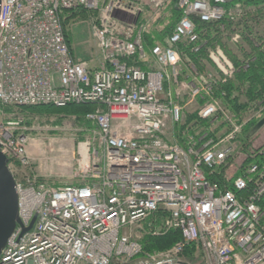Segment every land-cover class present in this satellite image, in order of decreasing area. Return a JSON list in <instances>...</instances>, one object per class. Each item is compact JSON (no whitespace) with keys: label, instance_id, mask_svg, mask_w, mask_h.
I'll list each match as a JSON object with an SVG mask.
<instances>
[{"label":"built area","instance_id":"built-area-1","mask_svg":"<svg viewBox=\"0 0 264 264\" xmlns=\"http://www.w3.org/2000/svg\"><path fill=\"white\" fill-rule=\"evenodd\" d=\"M77 7L101 10L99 0H0V119L6 107L98 105L85 117L96 130L83 144L89 157L79 162L80 185L56 189L33 174L18 184L22 226L2 262L194 264L185 251L195 244L196 264H264V210L258 206L264 198V148L248 154L242 139L245 126L264 108L239 121L217 95L238 68L216 50L215 71L199 72L188 64L181 79L178 45L187 40L199 51L191 22L185 19L165 44L148 49L147 26L133 23L138 10L115 1L94 20L103 61L93 67L75 58L66 38L61 10ZM178 7L203 22L224 12L203 0H183ZM148 57L156 68L143 70L139 64ZM182 95L187 103L179 101ZM193 104L206 126L195 134L178 131L185 108ZM4 124L5 153L11 159L27 156L28 138L15 131L20 123ZM237 155L243 164L257 157L263 164L227 172L223 186L230 188L208 178ZM35 216L33 229L18 241ZM148 219H153L148 232L179 230L183 241L163 253L142 254L135 227L143 230Z\"/></svg>","mask_w":264,"mask_h":264},{"label":"rangeland","instance_id":"rangeland-1","mask_svg":"<svg viewBox=\"0 0 264 264\" xmlns=\"http://www.w3.org/2000/svg\"><path fill=\"white\" fill-rule=\"evenodd\" d=\"M100 1V11L95 12L84 10L85 14L82 15L84 18L79 15L75 16L68 22L66 26L67 31L70 33L72 45L71 48L73 50L75 58L82 61H87L91 64V66L94 65L95 67H100L103 60L101 50L98 47V43L92 31L93 23L94 20L102 17L103 7L114 2L115 0ZM126 1L127 5L134 6L138 10V16L134 19L133 23L137 19L136 23L139 22L145 24L147 26V32L145 36L153 35L155 39H158L159 41H162L163 44H165V41L171 35L170 32H172L178 19V15L175 12L178 5V0L176 2L175 0ZM260 11L264 13V5L260 7H248L245 10L243 9L242 12L238 8H236V12H234L235 14L233 15H236L237 20H239L242 15L247 18L248 14L250 16H256L259 15ZM116 19H120V17L117 16ZM255 22L256 21H250L248 22V24L254 28L256 26ZM261 22L262 23H260V25L264 27V18L263 20H261ZM224 29L225 27L222 26L223 31ZM236 29L239 32H235L233 34V36L231 37V42H229L228 40V33H225L224 37H222V39L224 40L225 36L227 35V39L223 41V43L227 44V46H234L233 44L237 45L238 43H240L238 46L243 43L245 47H247L250 43L256 46L259 44H264V31H259L257 29L254 32L257 35L256 38L253 33L249 34L248 39L250 43H248L244 40V37L246 36L241 31L242 29H239V27H236ZM205 42L206 40L201 39L200 46H204L206 44ZM252 44H250V46H252ZM216 50L219 49L212 50L208 56L209 63L213 67H215V70L219 65L215 62L214 57L212 60L211 53L215 52ZM187 62H189V59H185L184 57H182V62L179 66V76L181 79H184L187 76V70H185L188 66ZM205 67L208 68L207 66ZM179 101L182 103H187V96L182 95L179 98ZM3 109L6 115L5 118L12 115V118L20 123L19 127L17 126L15 131L18 132L19 135L24 134L28 137L26 146L28 151L29 165L25 166V172L27 174H39L47 178L50 177L49 179L54 178L61 180L66 184H73L78 182V180L76 179V175L78 174L79 169L78 160L81 159V151L84 150L83 144L87 141L88 138L93 135V131L91 129L81 125L76 115L71 116L60 114L52 116H40L37 114H31L30 112L21 111L20 108L13 107ZM185 111L194 114L195 112H197L196 105L193 104L187 106L185 108ZM243 115L245 116V119L251 117L250 113H245ZM29 121L31 122V125L27 124V122ZM0 122H5V120L0 119ZM258 134L259 135H255L253 137V143L255 145L258 144L259 146V144H263L262 141H264V129L260 130ZM33 151L36 152H34V155L31 154V152ZM237 165L241 166L242 160L240 161V164ZM38 166H40V169L38 168ZM42 176H37V178L49 182L45 177Z\"/></svg>","mask_w":264,"mask_h":264},{"label":"trees","instance_id":"trees-1","mask_svg":"<svg viewBox=\"0 0 264 264\" xmlns=\"http://www.w3.org/2000/svg\"><path fill=\"white\" fill-rule=\"evenodd\" d=\"M177 0H175L176 2ZM212 4H217L225 9L234 8L236 4H239L242 6V8L245 10L248 7H260L264 5V0H235L230 3H226L223 0L216 2V0H207ZM242 9V10H243ZM175 12L178 15V19L176 23L178 22L179 18L181 17V12L178 10ZM85 14V11L80 10L77 12H70L65 11L63 13V23L66 28L68 22L74 18L75 16H81ZM264 18V13L262 11L259 12V15L256 16H250L247 15V18L242 15V17L237 20L235 18L232 20V18H226L222 22H202L200 19L194 17V22L196 25L197 33L199 36V39L206 40V44L200 48V50L197 52H193V44H189L187 41H182L179 45V51L181 53V56L185 59H189V62L187 64H194L197 70L200 72H204L206 70L209 71H215V67H213L208 60V56L212 50L219 49L222 50L225 55L234 63L236 68L238 70L242 66L244 62L243 59H254L253 62L250 64V68L247 71H237L235 74L234 80L227 81L226 83H221L219 86V90L217 92V95L219 98H221L223 107L225 110L233 114L239 121L245 120V116L243 114H253L256 112H259L264 108V44L259 45H253L249 41V34H254L255 38L257 35L254 33L257 29L260 31H264V27L260 25L261 20ZM256 21V26L253 28L251 27L248 22ZM222 26L225 27L224 31L222 30ZM236 27H239V29H242L241 31L246 36L244 37V40L250 44H248L247 47L243 45V43L238 46L233 44L234 46H227V44H224L222 37H224L225 33H228V40L231 42V37L236 32L239 31L236 29ZM173 31V30H172ZM172 33V32H170ZM258 34V32H257ZM66 38L71 46V39H70V33L67 31L66 28ZM263 39V38H261ZM258 40V39H256ZM227 41V40H226ZM243 41V40H242ZM145 42L149 47H153L159 44L161 41L158 39H155L153 35H146ZM196 45H199L197 43ZM241 54V55H240ZM243 60V61H242ZM184 65V64H183ZM207 66L208 68H206ZM141 68L143 70H147V66L144 67L141 65ZM206 68V69H205ZM186 70V69H185ZM184 70V71H185ZM225 92L226 96L222 97L221 94ZM21 111L24 112H30L31 114H37L40 116H52V115H76L80 121V124L83 126H86L87 128L91 127V123L87 122L86 115L88 113L93 112L96 109L95 104H71L64 108H56L53 105H40V106H26V107H19ZM249 112V113H248ZM261 118H264V111H262L261 115L259 117H256L254 120L250 121L245 126V132L243 135V145L244 150L250 154V152H258L259 150L264 148V144L261 146H258L254 148L252 146L253 139H247V135L250 133V131L255 127V125L260 121ZM27 124L31 125V122H27ZM206 125V123L201 120L198 116V113L195 112L194 114H191V112L184 111V119H183V125L178 129V131L182 130H188L190 134H195L196 132H199L202 127ZM185 128V129H183ZM191 131V132H190ZM243 147V146H242ZM250 162H256L260 165L263 164V159L257 157L253 160L247 159L244 162V166L249 164ZM232 167V162H229L227 165L223 166L222 168L216 170L212 175H208V178L211 181L219 182L221 185L228 183L227 178V170ZM241 168V167H240ZM242 170V169H241ZM240 170V171H241ZM241 173L238 171L236 176H239ZM259 208L261 210H264V198L259 202L258 204ZM161 218V215L160 217ZM150 222H153V219L149 220L147 223L144 224V229H148V225ZM182 240V233L179 230H173L168 232L167 234L163 236H152L150 234H146L144 236V239L141 241L145 254L159 252V251H165L170 248H172L177 242ZM196 251L197 247L195 244H191L186 248L185 256L189 259V261H192L194 264L195 258H196Z\"/></svg>","mask_w":264,"mask_h":264},{"label":"bare ground","instance_id":"bare-ground-1","mask_svg":"<svg viewBox=\"0 0 264 264\" xmlns=\"http://www.w3.org/2000/svg\"><path fill=\"white\" fill-rule=\"evenodd\" d=\"M183 0H178V4H180L181 2H182ZM194 1H196V0H188V2H189V4H193L194 3ZM219 1H222V0H216V2H219ZM224 1V0H223ZM233 1H235V0H232V1H230V2H233ZM126 0H115V3L116 4H118V6L119 7H123V5H125L126 4ZM203 2H204V4H205V6H207L209 9H221V10H224V12H223V15H222V17L220 18V19H218V20H214V21H212V22H222L224 19H226V18H231L232 16H233V14H235L234 12H236V8H238L241 12H242V6L241 5H239V4H236L235 5V7L234 8H230V9H225L224 7H222V6H220V5H217V4H212V3H210L209 1H207V0H203ZM225 2V1H224ZM230 2H226V3H230ZM109 5V4H108ZM107 5V6H108ZM106 6H104L103 8H105ZM99 8H101V1L99 0ZM80 10H82L83 11V8H81V7H77V8H62V10H61V15L63 16V13L65 12V11H70V12H77V11H80ZM176 10H178L179 12H181V17L179 18V20H178V22L176 23V25L174 26V28H173V30L177 27V25H180V23L182 22V21H184L185 19H187L188 21H190L191 22V25L192 26H194V33L195 34H197L198 35V33H197V29H196V25H195V22H194V17H196V18H198V19H200L198 16H193V15H188V14H186L185 13V11L183 10V9H181L180 7H178V5H177V7H176ZM203 22V21H202ZM207 23H209V22H207ZM146 36L144 35V38H145ZM200 42H201V39H199L198 40V43H199V47L201 48V47H203V45H201L200 46ZM160 43H162V41L160 42ZM162 45V44H161ZM241 55V54H240ZM244 60V62H245V64H247V68H245L244 67V63L242 64V66L240 67V69L238 70V72L239 71H247V70H249V68H250V63L251 62H253V60L254 59H251V58H248V59H243ZM242 60V61H243ZM181 62H182V58H181ZM181 62H180V64H181ZM192 66L194 67L195 65L194 64H192ZM235 77V75L234 76H228L227 77V80L226 81H224V82H222L223 84L224 83H226L227 81H231V80H234L233 78ZM75 104V103H74ZM90 104V103H89ZM91 104H94V103H91ZM69 105H71V104H69ZM69 105H67V106H69ZM96 105V109L98 108V105L97 104H95ZM35 106H40V105H35ZM67 106H65V107H67ZM56 107V106H55ZM6 108H13V107H6ZM56 108H60V107H56ZM62 108H64V107H62ZM96 109L94 110V111H96ZM4 110V109H3ZM2 110V112H3V117L1 118L2 120H5V124H4V127H9V125H6V124H9V123H14V122H17V120H14V118H12V115L11 116H8V117H6L5 118V112ZM87 120V119H86ZM87 122H89V123H91V127L89 128V129H91L92 131H94V130H96V126L92 123V122H90V121H88L87 120ZM19 127V126H18ZM24 135V134H23ZM25 137H27L26 135H24ZM28 138V137H27ZM4 142V138H3V136H1V138H0V150L2 151V153L7 157V159H8V168H9V171L11 172V174L13 175V177H14V179H15V182H16V192H17V186H18V184H20V183H22V182H24V180H25V177H27V176H25L27 173L25 172V166H28L29 165V159H28V151H27V156H25V157H23V158H16V159H11V157H10V155H7L6 153H5V147H3L2 146V143ZM84 149V150H83ZM83 151H81V159L80 160H82L83 159V161H87L88 160V149L84 146L83 147ZM124 151H128V150H124ZM80 160H78V162H80ZM229 170V169H228ZM227 170V171H228ZM77 180H78V178H76ZM37 181L39 182V183H44V184H46L47 186H50V187H56V189H65V188H67V186H78V185H80V182L78 181L77 183H74V184H70V185H65V184H61V185H59V186H53L52 184H50L49 182H47V181H45V180H41V179H38L37 178ZM31 184L33 185V186H35V188H39V186H36V185H34V179L32 178L31 179ZM220 184V183H219ZM221 185V184H220ZM224 185H226V184H224ZM221 186H223V185H221ZM223 187H226V188H230V186H223ZM18 196V195H17ZM18 214L20 215V210H19V208H18ZM20 217V216H19ZM37 219V218H36ZM149 220H151V219H148V220H146V222L145 223H147ZM21 221V220H20ZM36 222V221H35ZM152 222H150L149 224H151ZM31 224V223H30ZM35 224V223H34ZM19 226H22V223L21 224H18L17 225V227H16V229H15V231H14V233L10 236V238L8 239V241H7V243H6V246H5V248L3 249V251H2V253H1V255H0V264H4V262H2V258H3V255H4V253H5V251L7 250V247H8V245H9V241L10 240H12V238H13V236L16 234V230H17V228L19 227ZM30 226V225H29ZM28 226V227H29ZM28 227H26V228H28ZM34 227V226H33ZM25 229V228H24ZM24 229H23V231H24ZM33 229V228H32ZM31 229V230H32ZM30 230V231H31ZM29 231V232H30ZM173 231V230H172ZM176 231V230H175ZM28 232V233H29ZM135 232L136 233H140V235H141V238H142V240L144 239V236L146 235V234H150V235H152V236H163V235H153L151 232H148L147 230H142V229H140L139 227H135ZM27 235V233L26 234H23V232H22V234L18 237V241L19 240H23L24 239V237ZM182 239H184L183 238V235H182ZM141 240V241H142ZM180 241H183V240H180ZM179 241V242H180ZM142 244V243H141ZM167 251V250H166ZM163 252H165V251H159V252H154V253H163ZM142 254H145V252H144V247H143V245H142Z\"/></svg>","mask_w":264,"mask_h":264},{"label":"water","instance_id":"water-1","mask_svg":"<svg viewBox=\"0 0 264 264\" xmlns=\"http://www.w3.org/2000/svg\"><path fill=\"white\" fill-rule=\"evenodd\" d=\"M230 2L232 0H224ZM123 21V19H121ZM137 19L134 23H136ZM264 127V119L260 120L248 134V138L253 137ZM37 216H35L23 234L28 233L34 226ZM18 224H21L18 214V196L16 192V182L9 171L8 159L0 150V255L6 246L10 236L14 233Z\"/></svg>","mask_w":264,"mask_h":264},{"label":"crops","instance_id":"crops-1","mask_svg":"<svg viewBox=\"0 0 264 264\" xmlns=\"http://www.w3.org/2000/svg\"><path fill=\"white\" fill-rule=\"evenodd\" d=\"M72 46V45H71ZM146 46H147V48L149 49V48H151V47H149L147 44H146ZM140 65V67H141V65L142 66H144V67H146L147 66V70H149V69H154V68H156V66H154V64L150 61V58L148 57V62H144V63H140L139 64ZM93 67H95L94 65H92ZM262 129H264V127L262 128ZM262 129H260V130H262ZM259 130V131H260ZM258 131V132H259ZM256 135H259L258 133L256 134ZM263 142V144H264V141H262ZM263 144H259V146H261V145H263ZM252 146L254 147V148H256V147H258V144H252ZM35 151H33V152H31V154L32 155H34L35 153H34ZM242 160V164H243V158H242V156L241 155H237L236 156V158L234 159V162H233V164H232V167L227 171V172H229L230 174H232V173H234V171H236V169L237 168H239L240 167V165H237V164H240V161ZM38 168L40 169V166H38ZM37 176H42V175H39V174H37ZM42 177H45V176H42ZM48 181H49V183L50 184H52L53 186L55 185V186H59V185H61V184H65V185H70V184H72V183H70V184H66L65 182H63V181H61V180H58V179H54V178H51V179H49L50 177H45ZM74 184V183H73Z\"/></svg>","mask_w":264,"mask_h":264}]
</instances>
